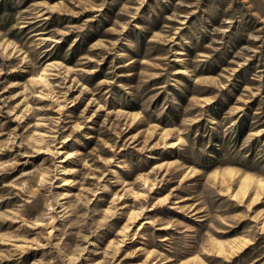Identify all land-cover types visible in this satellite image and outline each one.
<instances>
[{
    "label": "rangeland",
    "instance_id": "374dc122",
    "mask_svg": "<svg viewBox=\"0 0 264 264\" xmlns=\"http://www.w3.org/2000/svg\"><path fill=\"white\" fill-rule=\"evenodd\" d=\"M0 264H264V0H0Z\"/></svg>",
    "mask_w": 264,
    "mask_h": 264
}]
</instances>
